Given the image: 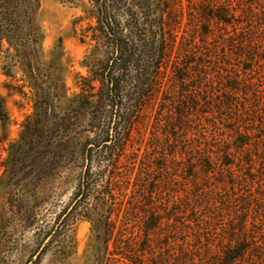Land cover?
Returning <instances> with one entry per match:
<instances>
[{
  "label": "rangeland",
  "instance_id": "374dc122",
  "mask_svg": "<svg viewBox=\"0 0 264 264\" xmlns=\"http://www.w3.org/2000/svg\"><path fill=\"white\" fill-rule=\"evenodd\" d=\"M181 1L163 89L127 146L136 164L118 169L115 227L106 234L99 206L64 227L35 264H264V0ZM38 4L39 59L50 73L43 79L56 81L65 101L87 76L89 3ZM13 52H0V163L34 113L33 90ZM108 110L97 104V116ZM85 136L101 146L91 125L80 143ZM7 164L6 171L0 165V264H28L43 234L23 229L20 218L45 193L34 200L38 172L25 156ZM77 170L46 186L36 208L45 232L68 204Z\"/></svg>",
  "mask_w": 264,
  "mask_h": 264
},
{
  "label": "trees",
  "instance_id": "16d2710c",
  "mask_svg": "<svg viewBox=\"0 0 264 264\" xmlns=\"http://www.w3.org/2000/svg\"><path fill=\"white\" fill-rule=\"evenodd\" d=\"M87 2L93 21L89 27L92 47L82 61L87 76L82 79L80 91L63 101L64 92L58 83L43 79L50 73L44 71L39 59L43 35L35 18L38 0H0V52L13 48L11 58L24 71L35 101L33 115L25 119L19 139L9 146L8 156L0 165L6 171L7 163L25 156L30 168L38 172L31 187L34 200L38 191L47 196L50 188L46 186L61 171L78 169L69 202L53 216L49 230L44 231L45 221L36 216V208L45 197L34 201L20 218L23 229L43 234L37 255L28 264L36 263L64 227L78 217H89L99 206L103 207L106 234L112 232L113 200L119 189L115 182L122 177L118 169L122 164L133 169L136 164V158L126 152L132 130L148 101L162 91L163 70L178 48L181 0ZM52 55L56 59L55 48ZM99 102L108 107V116H97ZM0 116H4L1 99ZM90 125L96 135L102 136L101 146H90L89 136L80 143L90 133ZM69 145L74 148L68 149ZM107 200H112L109 205ZM89 201L95 202L94 206H89Z\"/></svg>",
  "mask_w": 264,
  "mask_h": 264
}]
</instances>
